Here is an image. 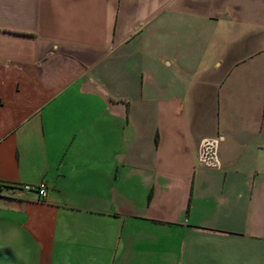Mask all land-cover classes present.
I'll return each instance as SVG.
<instances>
[{
    "label": "crops",
    "instance_id": "0c3cea01",
    "mask_svg": "<svg viewBox=\"0 0 264 264\" xmlns=\"http://www.w3.org/2000/svg\"><path fill=\"white\" fill-rule=\"evenodd\" d=\"M0 264H264V0H0Z\"/></svg>",
    "mask_w": 264,
    "mask_h": 264
},
{
    "label": "rangeland",
    "instance_id": "374dc122",
    "mask_svg": "<svg viewBox=\"0 0 264 264\" xmlns=\"http://www.w3.org/2000/svg\"><path fill=\"white\" fill-rule=\"evenodd\" d=\"M221 46H222V49L225 47V46H229L228 48V52H227V60L231 61L233 60L238 54H241L243 52H245V50H247L250 46V44L254 41L253 38H250V37H245V36H242L240 34V37L231 42V40L225 35V33L222 31L221 32ZM188 40L187 39H180V40H174L171 42V47H175V46H178L179 51V55H181V57H185V47H187V44H188ZM142 59H146V60H149L151 62L149 63H142L143 65H145L146 67L148 66H152L151 68H154L156 66H158L160 64L159 61L155 60V56L154 54H149L148 53V50L145 51L143 54H142ZM151 72H152V75L149 77L152 78V79H156V80H164V77L167 75V73L164 71V69H160L159 71L158 70H155V69H151ZM144 78L145 79H148V72L145 71L144 72ZM247 82V81H245ZM248 110L247 113H250L252 116H254V114L256 113V105H244V110ZM233 127H237V129H240L241 127V121H240V117L238 118L237 122L233 125ZM252 127H255V124L254 122L252 123ZM142 177L145 175L143 173L140 174ZM256 187V186H255ZM234 190H236L237 192H240L242 191V187L241 185H236ZM149 197H150V191L146 194V204H147V201L149 200ZM157 202L159 203H162L164 202V200L162 199L161 196H158L156 198ZM142 204V203H141ZM148 210V207H145V205L143 204V207L141 206V211H147ZM227 217H218V216H215L213 215L212 212H193L191 215H190V222L191 224H194V225H199V226H213V225H221V224H226L228 223V220L226 219Z\"/></svg>",
    "mask_w": 264,
    "mask_h": 264
},
{
    "label": "built area",
    "instance_id": "2783aa9c",
    "mask_svg": "<svg viewBox=\"0 0 264 264\" xmlns=\"http://www.w3.org/2000/svg\"><path fill=\"white\" fill-rule=\"evenodd\" d=\"M24 188L27 190H36L40 197L47 195L48 184L47 181L43 180L37 184L26 183Z\"/></svg>",
    "mask_w": 264,
    "mask_h": 264
}]
</instances>
